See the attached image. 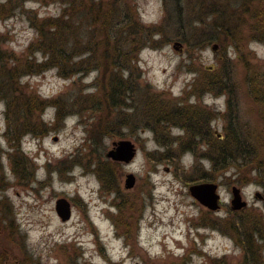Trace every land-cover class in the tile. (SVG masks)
Masks as SVG:
<instances>
[{
  "label": "rangeland",
  "instance_id": "374dc122",
  "mask_svg": "<svg viewBox=\"0 0 264 264\" xmlns=\"http://www.w3.org/2000/svg\"><path fill=\"white\" fill-rule=\"evenodd\" d=\"M62 1L67 0H27L0 19V52H7L0 73L16 68L26 94L11 97L19 103L12 104L8 122L0 98V264H247L231 227L260 221L264 229V98H253L249 84L255 82L264 96V24L249 19L258 3L88 0L91 8L104 10V22L111 11L123 13L125 2L139 25L160 30L137 54L130 79L135 93L124 106L110 109L118 97L104 98L95 87L96 71L42 69V53L29 51L38 37L29 16L59 17L66 8ZM219 13L243 33L242 48L231 42L193 48L197 36L213 32L211 21L219 20ZM94 20H86L85 27ZM113 29L102 34L84 29L77 44L95 48L97 63L110 53L106 44L117 51ZM73 33L71 49L76 47L69 59L85 50ZM129 47L127 40L124 48ZM13 55L31 63L15 65ZM27 95L47 104L33 117L23 115L21 100ZM174 105L181 110L172 111ZM26 120L32 129L23 127ZM39 121L43 126L35 127ZM101 125H107L105 132ZM232 133L246 139L255 155L240 161L219 155L227 146L221 142L233 141ZM122 140L136 151L128 163L106 157ZM128 174L135 179L130 188ZM238 176L248 183H237ZM204 182L217 184L216 211L189 192ZM234 186L247 203L241 210L231 208ZM59 199L69 203L66 221L55 210ZM254 240L260 258L249 264H264V233Z\"/></svg>",
  "mask_w": 264,
  "mask_h": 264
},
{
  "label": "trees",
  "instance_id": "16d2710c",
  "mask_svg": "<svg viewBox=\"0 0 264 264\" xmlns=\"http://www.w3.org/2000/svg\"><path fill=\"white\" fill-rule=\"evenodd\" d=\"M27 0H0V19H5L11 14L15 13L17 10L21 8L23 3ZM88 0H67L62 1L65 5V10L63 14L59 17H47V18H37L36 16H29V21L31 26L35 28L36 33L38 35L37 39L31 44L29 51L30 52H40L46 59L45 62L38 65V67H42V69L46 67H55L58 70L65 71L66 69H71L73 75L88 72V71H96L97 78H96V88L99 92L104 93V98L107 96L105 94H113L115 97H118V104H112L108 107L110 109H116L118 107H122L125 105L127 100H130V94L135 93L134 85L130 84V79L133 76V71L136 69V62H137V54L141 48L152 42L151 37L155 34H159V28H146L139 25L136 21L135 14L133 12V8L129 5L122 3L120 7H125L123 13L117 14L113 11L109 12L107 20L104 22L101 19V16L105 13L104 10L93 9L91 8L86 2ZM218 1V0H216ZM257 2L258 10L252 11L251 19H255L258 22L257 18H261V24H264V0H253V3ZM242 6H247L246 0H243L241 3ZM249 5V4H248ZM119 7V6H115ZM238 12V15H242ZM106 15V14H104ZM220 17L219 20L211 21L213 23L212 31L209 36H197L195 38V42L193 43V48H197L202 50L210 43H218L220 45H224L227 42H231L232 45L236 48V50L240 49V43L242 40L239 37L243 38V33L230 26L226 20H223V17L219 13ZM114 18V22L110 24V20ZM93 17H96V20L91 23V25H87L85 27V21L91 20ZM199 20L197 23H200ZM259 23V22H258ZM260 24V23H259ZM114 26V45L117 48L116 52H112L111 48L113 47V43H110V47L106 44V47L110 49V53L104 58V60H99V62H95V55L96 50L95 48H87L85 49V42L79 43L82 41L81 38V31L85 30H101L100 34L103 33L105 28H109ZM155 33H153V31ZM262 30V37L264 38V27H261ZM70 31L74 32V41L75 43L83 47L85 49L77 54H73V58L69 59L73 49L76 45L71 49L73 41H70ZM137 32L139 34H137ZM68 34V36H67ZM261 34V33H260ZM183 38V37H181ZM179 38L182 42L186 43L183 39ZM126 41L121 42L120 41ZM130 46L129 48H124L125 44L127 43ZM242 48V47H241ZM2 53L7 54V52H0V58L3 57L4 63L1 65H6L5 57ZM12 55V54H9ZM86 55V57H82ZM14 56V55H13ZM129 56V58H128ZM15 57V56H14ZM82 57V58H81ZM79 58L78 60H75ZM15 65L17 64H25L29 65L31 61L29 60H21L20 58L15 57ZM34 65V64H33ZM17 69L14 68L12 70L6 69L0 73V98L5 100L7 106V122H8V112L11 109L13 103H19L17 98H14L13 101L11 97L19 96V95H26L21 93L22 86L18 84L16 78L19 74L16 75ZM124 73L128 74V77L124 79ZM133 83V82H131ZM249 84L251 85L250 94L253 98L259 99L264 98L261 92L257 89L255 82L249 79ZM13 92V93H11ZM11 93V94H8ZM92 97V96H91ZM94 97V102L97 101V105L101 106L99 99ZM110 99L111 96H110ZM113 100V99H112ZM120 102V103H119ZM23 103V115L32 117L35 115L37 111H40L43 107L47 104L44 102L37 100L32 95H27L25 100H21ZM264 103V101L262 102ZM13 107V106H12ZM133 108L132 106H130ZM107 108V107H106ZM108 108V109H109ZM134 109V108H133ZM172 111H180L181 108H177L175 105L171 109ZM60 115V110H57V116ZM37 124H42L39 122H34L35 127ZM11 124L9 123V127ZM14 126V124H13ZM43 126V125H41ZM23 127H27L32 129V123L29 120H26ZM106 126H100L99 130L101 132H105ZM208 134V133H207ZM232 137L233 141L231 144L225 143L222 141L221 144H227V146H223L219 148L217 152L219 155H224L228 157V161H232L236 159L240 161L241 158L252 157L255 155V151L251 148L250 145L245 144V140L240 134H231L230 138ZM219 141V140H218ZM228 139L226 140V142ZM228 151L229 153H227ZM231 156V154H233ZM250 154H252L250 156ZM260 157V156H259ZM258 157V159H259ZM226 159V158H225ZM262 166H257L260 169ZM258 169V170H259ZM236 182L240 185L248 183V179L245 176H238ZM264 188V184H261ZM260 221H258L253 227H249L240 223H237L236 226L231 227L232 233L235 236L234 238L237 239V244L243 249L244 252V259L247 264L249 261H256L260 258V250H258V245L255 243L256 235L263 236L264 229L263 227L259 229L258 225L260 226ZM234 225V224H232ZM231 225V226H232ZM262 238V237H261Z\"/></svg>",
  "mask_w": 264,
  "mask_h": 264
},
{
  "label": "water",
  "instance_id": "95a60500",
  "mask_svg": "<svg viewBox=\"0 0 264 264\" xmlns=\"http://www.w3.org/2000/svg\"><path fill=\"white\" fill-rule=\"evenodd\" d=\"M178 43L173 45L174 49H178ZM218 46L215 44L211 47L212 52H216ZM134 145L127 140H122L117 143H113V148L109 150L106 157L113 161L130 162L135 155ZM134 177L131 174L127 175L125 185L130 188L134 184ZM189 192L197 201L202 205L206 206L208 209L216 211L219 209V195L217 193V184L211 182H204L192 185L189 187ZM232 200L231 208L232 210H241L246 207L247 203L242 200L241 191L237 187H232ZM256 196L260 195L257 193ZM55 210L62 221L68 220L70 216L69 203L65 199H59L56 202Z\"/></svg>",
  "mask_w": 264,
  "mask_h": 264
}]
</instances>
